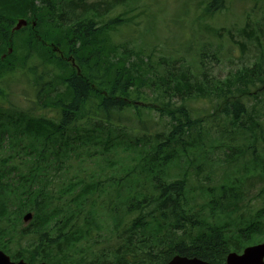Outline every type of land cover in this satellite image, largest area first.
Instances as JSON below:
<instances>
[{
  "label": "trees",
  "instance_id": "16d2710c",
  "mask_svg": "<svg viewBox=\"0 0 264 264\" xmlns=\"http://www.w3.org/2000/svg\"><path fill=\"white\" fill-rule=\"evenodd\" d=\"M86 1L0 0V230L22 229L34 244L44 221L74 220L73 264H166L176 254L226 264L264 242V35L252 31L264 16L249 15L264 14V0L241 1L258 53L224 77L205 63L218 59L216 42L198 41L192 58L171 51L218 33L207 20L233 0H185L175 18L138 26L152 38L135 51L115 41L122 19L102 24L99 8L111 7ZM112 1L129 13L140 0ZM21 73L43 107L35 115L5 91ZM97 215L113 222L111 235Z\"/></svg>",
  "mask_w": 264,
  "mask_h": 264
},
{
  "label": "rangeland",
  "instance_id": "374dc122",
  "mask_svg": "<svg viewBox=\"0 0 264 264\" xmlns=\"http://www.w3.org/2000/svg\"><path fill=\"white\" fill-rule=\"evenodd\" d=\"M184 1L185 0H173L170 5V12L166 13L163 8L159 9L158 7L160 0H140L134 8L129 10L128 16L132 20L131 25L122 26L120 28V36L117 39L131 40L134 42H138L139 40H141L145 44H147L148 41L152 38V34L148 33L145 30V28L147 27L137 26L153 21L155 17L175 18ZM241 1L245 0H233V2L235 3L231 6L230 9H225L221 13H217L214 16L209 17L207 23L211 25L212 28L219 30L218 33H199L193 43H189L186 47H179L171 51L173 56L180 59H182L184 56L188 57L193 51H195L198 41H205L207 42V44L210 42H216L217 45L221 46L218 59L215 60L210 55H208L207 62L205 63L210 66V70L215 73V75L221 77H224L230 70L237 68L244 63L253 61L258 53L256 41L242 31L243 28H245V22L247 20L246 10L249 9L250 2L243 6L241 4ZM125 9L126 7L120 6L116 9L111 10L110 13L107 14L106 20H109L111 17L117 15L120 11H123ZM249 15L258 19H261L264 16V14L261 12H256L254 14L249 13ZM195 16L196 13L194 9H192L189 13L182 14L181 18L185 25L190 26ZM252 31L253 33L264 35V22L260 21L258 25L253 26ZM191 32L192 29H190V37ZM230 33L234 36V38H231ZM178 38L179 35L174 34V39ZM241 43L243 44L244 48L241 46ZM136 44L138 46L143 45L139 42ZM209 50H211V46L209 47ZM158 53H160L159 50ZM192 57L193 55L191 54V58ZM179 65L180 67L184 66L181 63H179ZM186 66L190 68L189 65ZM170 69L174 71L171 66ZM181 71H185V69H182ZM26 75V73H21L20 75H16L13 78H10L9 83L11 85L10 87H8V89L13 90L9 97L10 101L25 111L35 106L34 103L30 100L34 99L36 94V88L33 84L32 77L30 76V78L28 79V76ZM49 114L54 115L55 113L53 111H50ZM14 127L16 126L11 125L2 129L11 130ZM48 128L49 126L44 127V129ZM79 167L83 168V166H77V169H79ZM99 168L101 167L93 166L90 169L97 170ZM254 184V187L251 189L252 193L250 195V199L258 202V205H260L261 203L259 202L261 201L258 194L260 188L263 186V183L259 180H256L254 181ZM246 185L249 187L251 185V182H248ZM244 195L246 199V193ZM114 201H116V199ZM119 209L121 215L124 216L125 207L120 205ZM102 223L103 221L100 222V226ZM104 226L107 229L105 235H111L113 232V222L105 221Z\"/></svg>",
  "mask_w": 264,
  "mask_h": 264
},
{
  "label": "flooded vegetation",
  "instance_id": "af4514ba",
  "mask_svg": "<svg viewBox=\"0 0 264 264\" xmlns=\"http://www.w3.org/2000/svg\"><path fill=\"white\" fill-rule=\"evenodd\" d=\"M48 224L49 222L44 223L46 226ZM71 227L72 225L68 227L67 235L64 229H59L56 225L41 230L34 237L36 238L34 244H27V235L22 229L0 230V234L3 235V238H0V251L13 263L22 261L25 264H71L74 260L72 239L69 236ZM42 242L47 244H41Z\"/></svg>",
  "mask_w": 264,
  "mask_h": 264
},
{
  "label": "water",
  "instance_id": "95a60500",
  "mask_svg": "<svg viewBox=\"0 0 264 264\" xmlns=\"http://www.w3.org/2000/svg\"><path fill=\"white\" fill-rule=\"evenodd\" d=\"M25 20H20L15 28V30L20 29L23 25H26ZM32 218V213H27L24 217L25 221ZM228 264H264V243L247 247L244 249L243 254L239 255L237 253L229 254L227 258ZM0 264H25L22 261L19 263H13L6 256L5 253L0 251ZM45 264V263H44ZM169 264H206L205 262L197 259H186L176 256L172 259Z\"/></svg>",
  "mask_w": 264,
  "mask_h": 264
}]
</instances>
